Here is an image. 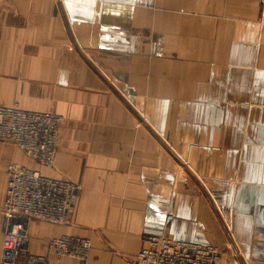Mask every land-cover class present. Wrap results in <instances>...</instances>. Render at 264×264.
Instances as JSON below:
<instances>
[{
    "label": "crops",
    "instance_id": "1",
    "mask_svg": "<svg viewBox=\"0 0 264 264\" xmlns=\"http://www.w3.org/2000/svg\"><path fill=\"white\" fill-rule=\"evenodd\" d=\"M12 105L61 122L51 168L0 140V211L10 163L81 186L67 224L27 223L45 264H136L149 235L264 264L260 0H0ZM62 235L90 241L86 262L47 250Z\"/></svg>",
    "mask_w": 264,
    "mask_h": 264
},
{
    "label": "built area",
    "instance_id": "2",
    "mask_svg": "<svg viewBox=\"0 0 264 264\" xmlns=\"http://www.w3.org/2000/svg\"><path fill=\"white\" fill-rule=\"evenodd\" d=\"M61 117L50 112L0 106V140L16 144L40 166H53ZM6 189L2 216L0 264H45L44 255L28 249V221L67 224L81 186L71 180L49 178L39 171L10 163L6 166ZM170 216L167 217L169 221ZM136 264H219V250L211 245L147 236ZM56 257H72L84 263L91 249L88 239L62 235L47 241Z\"/></svg>",
    "mask_w": 264,
    "mask_h": 264
},
{
    "label": "rangeland",
    "instance_id": "3",
    "mask_svg": "<svg viewBox=\"0 0 264 264\" xmlns=\"http://www.w3.org/2000/svg\"><path fill=\"white\" fill-rule=\"evenodd\" d=\"M58 133H59V129H58ZM57 141H58V139H57ZM56 148H57V144H56ZM55 152H56V150H55ZM25 154V153H24ZM55 156V155H54ZM36 162V161H35ZM37 163V162H36ZM38 164V163H37ZM39 165V164H38ZM169 221H167V223H168ZM174 241H180V240H174ZM182 241V240H181ZM190 242H193V241H190ZM197 243V242H196ZM201 244V243H200ZM212 246V245H211ZM141 250V249H140ZM218 250H219V252H220V256H221V254H230V253H232L233 252V250H232V248H231V246H227L225 249H219L218 248ZM219 261H220V257H219V260H218V263H219Z\"/></svg>",
    "mask_w": 264,
    "mask_h": 264
},
{
    "label": "water",
    "instance_id": "4",
    "mask_svg": "<svg viewBox=\"0 0 264 264\" xmlns=\"http://www.w3.org/2000/svg\"><path fill=\"white\" fill-rule=\"evenodd\" d=\"M260 3H264V0H260Z\"/></svg>",
    "mask_w": 264,
    "mask_h": 264
}]
</instances>
